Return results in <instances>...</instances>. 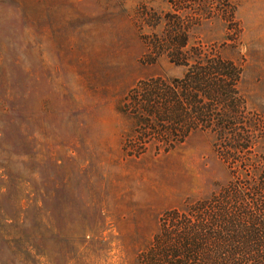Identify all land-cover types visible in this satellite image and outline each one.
<instances>
[{"label": "rangeland", "instance_id": "obj_1", "mask_svg": "<svg viewBox=\"0 0 264 264\" xmlns=\"http://www.w3.org/2000/svg\"><path fill=\"white\" fill-rule=\"evenodd\" d=\"M175 34L192 61L239 66L245 120L264 126V0H0V264H222L237 249L229 224L199 219L181 262L145 256L166 212L264 176V130L231 165L211 130L124 150L140 131L129 92L187 72Z\"/></svg>", "mask_w": 264, "mask_h": 264}, {"label": "trees", "instance_id": "obj_2", "mask_svg": "<svg viewBox=\"0 0 264 264\" xmlns=\"http://www.w3.org/2000/svg\"><path fill=\"white\" fill-rule=\"evenodd\" d=\"M173 36L176 37L168 47L173 48L171 61L187 67V72L183 78L171 81L162 78L142 81L129 92L121 110L138 119L140 131L125 137L123 148L130 155L139 156L154 142L158 152L166 153L182 144L192 131L211 130L215 134L217 154L231 165L233 158L252 148L255 132L264 130L261 120L248 124L245 120V101L237 89L241 69L235 62L221 57L204 60L197 49H193L192 61L191 52L181 51L186 41H178L176 34ZM261 177L263 180L254 189L244 192L230 184L209 200L188 205L185 210L166 212L161 219V230L145 256L151 260L181 262L178 261L181 250L188 253L196 248L198 237L194 231L202 227L199 219H210L220 227L224 225L222 222L229 224L226 228L229 239L237 247L231 248L230 253L226 247L228 254L223 256L222 264H238L234 263L236 256H242L245 263L264 264V176Z\"/></svg>", "mask_w": 264, "mask_h": 264}]
</instances>
